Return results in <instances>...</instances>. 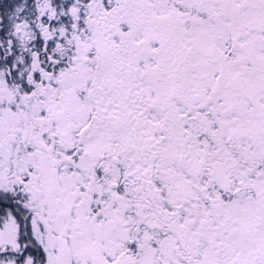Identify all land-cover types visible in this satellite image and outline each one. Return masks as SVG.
<instances>
[{
  "label": "snow or ice",
  "instance_id": "obj_1",
  "mask_svg": "<svg viewBox=\"0 0 264 264\" xmlns=\"http://www.w3.org/2000/svg\"><path fill=\"white\" fill-rule=\"evenodd\" d=\"M0 264H264V0H0Z\"/></svg>",
  "mask_w": 264,
  "mask_h": 264
}]
</instances>
